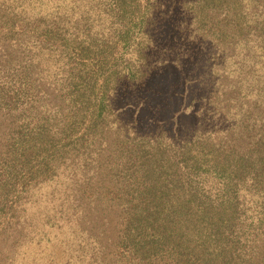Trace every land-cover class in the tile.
Returning a JSON list of instances; mask_svg holds the SVG:
<instances>
[{
    "label": "trees",
    "instance_id": "1",
    "mask_svg": "<svg viewBox=\"0 0 264 264\" xmlns=\"http://www.w3.org/2000/svg\"><path fill=\"white\" fill-rule=\"evenodd\" d=\"M153 3L0 0V44L9 41L0 45V58L11 63L22 52L33 87L52 56L67 60L76 50L81 61L96 57L101 73L84 67L77 79L84 82L89 72L95 79L99 94L89 101L93 116L103 120L118 76L138 79L142 72ZM186 8L194 31L184 39L197 45L195 65L204 67L201 119L179 139L119 129V170L130 181L121 183L128 217L118 243L141 259L170 255L175 264H264V1L190 0ZM139 32L131 57H116V43L127 47ZM4 91V104L17 97ZM51 147L36 132L18 137L12 150L19 162L37 151L45 160Z\"/></svg>",
    "mask_w": 264,
    "mask_h": 264
},
{
    "label": "rangeland",
    "instance_id": "2",
    "mask_svg": "<svg viewBox=\"0 0 264 264\" xmlns=\"http://www.w3.org/2000/svg\"><path fill=\"white\" fill-rule=\"evenodd\" d=\"M189 2L154 0L142 72L138 79L118 76L100 121L90 102L99 94L95 79L90 72L84 82L77 79L84 67L101 73L96 57L81 61L76 50L67 60L52 56L33 87L22 52L11 63L0 58V96L18 93L7 104L0 98V264H175L170 255L141 259L118 243L128 217L121 183L130 181L119 170V129L179 139L198 126L204 67L195 65L197 45L184 39L194 31L187 22ZM142 36L127 47L117 42L114 55L129 59L133 41ZM36 132L51 141L46 159L37 151L15 161L18 137Z\"/></svg>",
    "mask_w": 264,
    "mask_h": 264
}]
</instances>
